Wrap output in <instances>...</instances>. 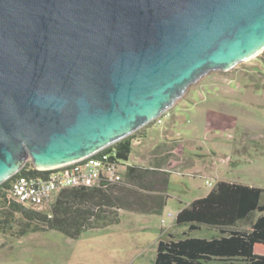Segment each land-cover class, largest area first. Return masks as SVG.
<instances>
[{"label":"water","instance_id":"obj_1","mask_svg":"<svg viewBox=\"0 0 264 264\" xmlns=\"http://www.w3.org/2000/svg\"><path fill=\"white\" fill-rule=\"evenodd\" d=\"M264 47V0H0V184L60 168Z\"/></svg>","mask_w":264,"mask_h":264},{"label":"rangeland","instance_id":"obj_2","mask_svg":"<svg viewBox=\"0 0 264 264\" xmlns=\"http://www.w3.org/2000/svg\"><path fill=\"white\" fill-rule=\"evenodd\" d=\"M131 136L133 155L121 165L120 175L136 164L169 172L161 215L120 211L118 225L72 239L55 231L18 237L26 221L15 214L13 228L0 231V264H154L158 242L170 235L177 240L220 236L206 227L188 232L174 220L220 180L264 189V49L226 70L202 75ZM24 168L37 170L28 160L13 176ZM50 210V205L41 209Z\"/></svg>","mask_w":264,"mask_h":264},{"label":"trees","instance_id":"obj_3","mask_svg":"<svg viewBox=\"0 0 264 264\" xmlns=\"http://www.w3.org/2000/svg\"><path fill=\"white\" fill-rule=\"evenodd\" d=\"M134 138H124L108 150L115 149L118 158L128 162ZM40 173L24 168L0 185L1 232L13 228L14 215L18 214L26 221L18 237L55 231L75 239L85 232L118 225L120 211L161 215L169 197V172L134 165L128 166L116 183L62 191L51 205L50 214L26 209L8 199L15 177ZM174 225L188 232L206 227L221 236L177 240L170 235V240L158 242L154 264H264L263 188L220 181L207 196L182 208Z\"/></svg>","mask_w":264,"mask_h":264},{"label":"built area","instance_id":"obj_4","mask_svg":"<svg viewBox=\"0 0 264 264\" xmlns=\"http://www.w3.org/2000/svg\"><path fill=\"white\" fill-rule=\"evenodd\" d=\"M112 146L60 168L37 169L36 171L41 172L38 175L15 177L10 183L8 199L26 209L42 213L41 209L48 205L51 207L64 190L101 187L118 182L122 178L120 167L125 162L118 158L115 149L108 150ZM207 184L209 187L213 186L209 181Z\"/></svg>","mask_w":264,"mask_h":264},{"label":"bare ground","instance_id":"obj_5","mask_svg":"<svg viewBox=\"0 0 264 264\" xmlns=\"http://www.w3.org/2000/svg\"><path fill=\"white\" fill-rule=\"evenodd\" d=\"M264 49V47H262L260 50L256 51L255 53H253L251 56H249L248 58L250 57H253L254 55L258 54L260 51H262ZM246 58V59H248Z\"/></svg>","mask_w":264,"mask_h":264},{"label":"crops","instance_id":"obj_6","mask_svg":"<svg viewBox=\"0 0 264 264\" xmlns=\"http://www.w3.org/2000/svg\"><path fill=\"white\" fill-rule=\"evenodd\" d=\"M137 142H138V141H137ZM137 142H136V143H137ZM132 155H133V153H131L129 159L132 157ZM128 161H129V160H128ZM126 163H127V162H126ZM127 164H128V163H127ZM130 166H134V165H130ZM136 166H140V165H137V164H136ZM220 181H221V180H220ZM220 181H218V182H220ZM218 182H217V183H218ZM179 211H180V210H179ZM173 217H174V215H173ZM219 235H220V234H219ZM220 236H221V235H220ZM220 236H217V237H220ZM214 238H215V237H214Z\"/></svg>","mask_w":264,"mask_h":264}]
</instances>
